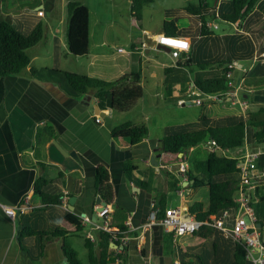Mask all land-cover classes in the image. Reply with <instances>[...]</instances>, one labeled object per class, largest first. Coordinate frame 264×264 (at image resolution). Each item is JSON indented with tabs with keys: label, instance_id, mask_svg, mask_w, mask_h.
<instances>
[{
	"label": "crops",
	"instance_id": "crops-1",
	"mask_svg": "<svg viewBox=\"0 0 264 264\" xmlns=\"http://www.w3.org/2000/svg\"><path fill=\"white\" fill-rule=\"evenodd\" d=\"M18 1L0 0V20H6L25 35L41 22L43 36L29 48L28 66L17 74L0 77V264H63V239L52 233L68 210L96 219L95 169L98 165L109 175V212L116 203L128 213L125 223L131 233L127 242V264H169L175 253L171 257L165 254L163 226L158 222L145 225L152 205L165 195L167 210L182 207V217L187 219L194 216L188 212L189 206L200 203L203 210L206 209L208 187L202 186L207 190L204 205L197 197L202 188L191 187L193 181L187 180L180 166L167 167L162 163L159 139L171 131L200 128L195 124L198 115L196 121L191 122L179 109L197 105L195 99L214 101L210 98L213 94L203 96L193 81L219 77L222 67L213 64L218 61H231L228 63L235 65L232 82L239 87L238 94L245 104L230 103L225 113L264 110V57L261 55L264 52V0H257L245 18L229 23V31L218 32V27L213 34H204L197 17L187 10L199 0H154L149 5L156 10L160 3L162 8L155 21L144 19L148 4L143 6L140 19L133 18L131 0H127L126 46L116 44L120 40L117 35L109 39L103 30L92 29L91 6L80 1L89 9L86 57L73 56L67 47V3L75 0H41L34 6L26 2L17 8ZM213 1L214 6L205 1L211 12L217 9L215 13H218L223 6L229 8V0ZM212 20L210 22L214 23ZM167 30L176 31L181 39V59L173 58L165 49H158V35ZM118 47L124 51L119 52ZM156 50L167 54L158 55ZM202 65H206L205 68ZM44 67L98 75L113 74L116 70L132 72L139 75L143 95L131 111L118 114L108 107L105 97L98 98L95 90L75 98L46 74L31 72V68ZM138 110L141 113L137 114ZM125 121L145 124L148 136L132 146L116 144L111 129ZM41 128L42 133L37 137ZM245 130L244 145L229 152L236 158L245 149L259 153L250 198L257 220L263 223L257 225L264 238V137L257 141L250 125ZM54 140L65 152L75 151L79 161L62 153ZM204 145L205 155L193 158L204 159L214 150L209 140ZM196 149L197 146L189 149L187 159H191ZM152 156L156 162L151 161ZM126 160H130L135 169L126 172ZM41 176L47 180L43 190L51 197L63 196L66 201L60 204L42 201L33 190ZM71 196L75 197L73 204L69 203ZM20 207L24 209L19 210ZM7 209H13V214ZM232 222L229 217L228 224ZM25 228L37 234L20 237V231ZM178 237L187 264H199L189 258L186 254L189 252L206 251L208 256L214 255L209 264H222L223 259L224 262L230 259V244L226 241L218 239V250L211 254L210 240L189 234ZM110 246L114 247L112 243ZM176 261L179 259L175 258Z\"/></svg>",
	"mask_w": 264,
	"mask_h": 264
},
{
	"label": "trees",
	"instance_id": "trees-1",
	"mask_svg": "<svg viewBox=\"0 0 264 264\" xmlns=\"http://www.w3.org/2000/svg\"><path fill=\"white\" fill-rule=\"evenodd\" d=\"M35 1V2H33ZM41 0H20L15 7L20 8L27 2L34 6ZM206 0H199L197 5H189L188 12L197 17L200 23V30L204 34L214 33V28L218 26L210 25L212 19H219L227 23H235L245 18L257 0H229L228 9L221 7L218 13L211 12L210 5ZM154 0H131L132 16L135 19L141 18L144 5L152 4ZM56 11L52 13L54 15ZM68 25L66 30V41L69 53L75 57H86L88 55V27L89 9L84 4L77 1L67 3ZM214 21V20H212ZM212 23V22H211ZM214 24V23H212ZM264 31V22H262ZM165 35L179 36L176 31H165ZM43 36L42 23L39 22L29 34H22L16 30L12 24L6 20H0V77L19 73L30 63L28 54L29 48L34 46ZM182 58V54H181ZM180 58V59H181ZM190 57H187L189 60ZM231 62V61H228ZM227 61L213 63L217 67H222V74L219 77L208 80H194V87L203 96L209 94L221 95L229 88L227 86ZM205 68L206 65H202ZM224 66V67H223ZM34 74L44 73L49 79L57 82L69 94L77 98L81 95L95 90L98 98L105 97L108 107L115 113L122 114L131 111L143 95V90L138 84L139 75L132 72L116 70L113 74L98 75L94 73H76L62 69L44 67L41 70L31 68ZM130 83L131 86H128ZM247 88V86H245ZM109 90V93H102ZM231 102L227 100L206 101L200 99L198 112V123L200 128L185 132H168L159 139L158 147L161 152V161L167 167L180 166L186 163L185 173L187 180H192L190 184L193 188L202 186L208 187V199L206 209L202 204L195 203L188 207V212L198 220L205 221L198 230L189 234L190 236L210 240L211 254L217 252L218 239L230 244V259L222 264H253L245 257L242 245L231 236H225L223 232L211 225L210 217L219 216L220 212L228 209L233 215L236 209L235 194L239 182L238 169L236 168L237 158L229 151L239 149L244 145L246 126L250 125L254 129V136L257 141L264 137V110L257 112L225 113ZM218 120H220L218 122ZM39 129L37 137L42 133ZM148 128L143 123L125 121L116 124L111 129L113 141L122 146H132L148 136ZM214 141L213 151L208 152L204 159H187L186 152L190 148L204 144L207 141ZM227 152V153H226ZM181 154V155H180ZM126 172L135 169L130 160L124 163ZM176 182V181H175ZM47 183L44 176L39 177L34 184V193L42 198L45 203H62L63 196L51 197L43 187ZM95 190L102 200L109 204V175L108 171L101 165L95 169ZM68 193V192H67ZM67 193H65L67 195ZM68 196V195H67ZM154 203L157 209V219H163L167 214V197L162 195ZM97 220L107 222L108 229H91L90 225L83 223V218L79 213L67 211L53 235L62 237L61 250L63 253V264H82L76 250L71 247L66 238L81 234L84 239V246L87 250L88 264H127L128 244L125 237L131 232L126 225L128 213L118 204H114V209L107 212L103 217L96 216ZM99 223V222H98ZM263 224L259 220L256 222ZM90 228L93 238L86 237V231ZM37 234L31 228L20 231V237ZM44 234V233H40ZM184 236V235H180ZM174 237L172 232H166L163 238V248L167 256L175 253V258L180 264H187L182 257L183 246ZM110 243L117 245L112 248ZM216 246V247H215ZM144 251V250H142ZM207 252L186 253L192 260H197L199 264H209L214 255L208 256ZM209 253V251H208ZM225 254H223L224 256ZM226 256V255H225ZM174 258V259H175ZM171 259L169 264H175ZM207 259V261H206Z\"/></svg>",
	"mask_w": 264,
	"mask_h": 264
},
{
	"label": "built area",
	"instance_id": "built-area-1",
	"mask_svg": "<svg viewBox=\"0 0 264 264\" xmlns=\"http://www.w3.org/2000/svg\"><path fill=\"white\" fill-rule=\"evenodd\" d=\"M209 24L214 25L215 27L217 26L211 22H209ZM166 41H171V43ZM157 42L164 46H168L169 52L173 58H181V39L179 37L159 34ZM117 50L119 52L124 51L122 47H118ZM261 55L264 57V52ZM234 67L235 65L233 63H228L226 67L227 86L229 89L224 94H213L210 98L214 101H217V99H225L231 103H238L243 106L245 104L238 94L239 87L234 86L232 82V69ZM207 97H209V95ZM194 101L197 102V104L200 103V99H195ZM98 120L99 118L97 121ZM211 144H214L213 140L211 141ZM258 155L259 153L257 151L245 149L242 154L237 157L236 168L238 169L239 182L235 194V202L237 204L235 213L231 215L228 209H224L220 212L219 216L212 215L210 221L211 225L223 232L225 236H231L235 241L242 245L247 260L251 261L253 264H264V238L261 237L259 227L256 223L257 217L250 198V191L252 189L251 179L253 171L256 168V159ZM186 166V163L180 164L183 174L185 173ZM100 206V204L96 205V216L103 217L109 212V206L106 204L99 208ZM18 209L23 210L24 208L20 207ZM7 212L13 214L14 211L13 209H7ZM156 213L157 209L152 205L148 216V222L145 225L158 222L163 226L165 231L172 232L175 238L180 235L191 234L198 230L201 225L205 224V221L198 220L193 216L187 219L183 218L180 208H170L167 211L166 216L160 220L157 219ZM81 217L83 218V223H85V225H90L91 229H108L107 222L98 223L96 219L92 220L88 216ZM229 217H232L233 219L231 225L228 224ZM90 228H88L85 235L92 239L93 235ZM125 241L128 242V236L125 237ZM114 247L117 248V245ZM175 264L180 263L179 261H176Z\"/></svg>",
	"mask_w": 264,
	"mask_h": 264
},
{
	"label": "rangeland",
	"instance_id": "rangeland-1",
	"mask_svg": "<svg viewBox=\"0 0 264 264\" xmlns=\"http://www.w3.org/2000/svg\"><path fill=\"white\" fill-rule=\"evenodd\" d=\"M75 1H82L86 3L89 7L91 6V13H90V23H91V28L101 29L104 31V33L107 35L109 39L114 38L115 35L118 36L120 39L118 43L116 44H125V39L128 38L127 36V21H129V17L126 14L127 10V3L125 1L127 0H75ZM209 4L214 6V1L213 0H207ZM82 4V3H81ZM146 9H149L148 12H145V17L144 19H153L155 21V18H157V13L161 11V4L159 3L156 10L152 8L150 5L146 6ZM151 14V15H150ZM214 24H216L219 27L218 32L224 31L226 29L229 31L231 26L227 22H223L219 19H213ZM52 22V20H50ZM44 24H47L46 19H43ZM119 29V30H116ZM137 29V27L135 28ZM138 30V29H137ZM96 36V35H95ZM123 39V40H122ZM114 44V43H113ZM123 46H126L123 45ZM156 54L165 56L164 51L162 50H156ZM199 112V106L195 104H191L189 106H186L184 108L179 109V113L183 114L184 116H189L190 121H194L196 119V116L198 115ZM141 113L139 110L137 112ZM196 121V120H195ZM195 122L196 127H199V123ZM206 149L204 144H200L197 146V149L193 151L192 155L190 158L193 156H203L205 155ZM181 155V154H180ZM185 155H190V152H186ZM202 188V187H201ZM207 190H200L198 192V200L202 201L203 204H206V199L203 198ZM171 195H174V192L170 193ZM202 205V209H203ZM181 211H183V208L181 207ZM67 243L73 247L76 252L78 253L79 258L81 259L82 264H88L87 262V250L84 246V239L81 234H77L76 236H71L66 239ZM115 248V247H112Z\"/></svg>",
	"mask_w": 264,
	"mask_h": 264
},
{
	"label": "water",
	"instance_id": "water-1",
	"mask_svg": "<svg viewBox=\"0 0 264 264\" xmlns=\"http://www.w3.org/2000/svg\"><path fill=\"white\" fill-rule=\"evenodd\" d=\"M158 49H165V50H167V51H169V47L168 46H164V45H162V44H160L159 46H158ZM54 143L56 144V146L58 147V149L63 153H66V154H69L70 156H72V157H74L77 161H79V157L77 156V153L75 152V151H70V152H65V150L63 149V147L60 145V144H58L57 142H56V140H54ZM233 149V148H232ZM151 161L153 162H156L155 161V156H152L151 157ZM75 199V197L74 196H71L70 198H69V203L70 204H73V200ZM95 203L96 204H100L101 206H104V205H106V202L105 201H103L102 200V198L100 197V195L99 194H97L96 195V198H95ZM101 206L99 207V208H101ZM85 214H82L81 216H84ZM95 219V218H94ZM112 245H114L115 246V244L114 243H112Z\"/></svg>",
	"mask_w": 264,
	"mask_h": 264
},
{
	"label": "clouds",
	"instance_id": "clouds-1",
	"mask_svg": "<svg viewBox=\"0 0 264 264\" xmlns=\"http://www.w3.org/2000/svg\"><path fill=\"white\" fill-rule=\"evenodd\" d=\"M166 42L171 43V41H166Z\"/></svg>",
	"mask_w": 264,
	"mask_h": 264
},
{
	"label": "snow or ice",
	"instance_id": "snow-or-ice-1",
	"mask_svg": "<svg viewBox=\"0 0 264 264\" xmlns=\"http://www.w3.org/2000/svg\"><path fill=\"white\" fill-rule=\"evenodd\" d=\"M184 46H186V45H184Z\"/></svg>",
	"mask_w": 264,
	"mask_h": 264
}]
</instances>
